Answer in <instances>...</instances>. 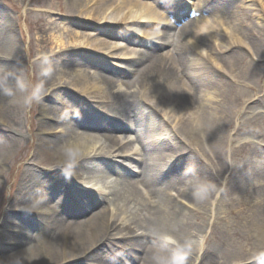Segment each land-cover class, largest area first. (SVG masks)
Returning a JSON list of instances; mask_svg holds the SVG:
<instances>
[{
    "label": "bare ground",
    "instance_id": "bare-ground-1",
    "mask_svg": "<svg viewBox=\"0 0 264 264\" xmlns=\"http://www.w3.org/2000/svg\"><path fill=\"white\" fill-rule=\"evenodd\" d=\"M73 1L76 11L72 10L75 13L72 15L80 17L85 15L87 19L92 18L98 22H107V19L110 18L109 22L119 25V27L125 24L127 26L125 28L126 32L142 37L150 38L160 34L162 31L165 39L167 30L171 28L169 24H166L167 21L162 20L166 16H162L158 7H162L160 10L170 12L173 1L152 0L156 6L143 3L145 0ZM109 1L113 3L116 1L117 3L115 6H109L107 4ZM140 1H142L141 4ZM184 3L180 4V7L187 6V3ZM253 3L254 7L257 8L243 12L245 11L244 9L235 7L237 6L235 0H217L211 10L224 13L232 23H234L233 20H237L239 35L244 43L243 45L248 48L251 42L249 51L262 61V58H264V26H251L248 21L254 18L256 21L262 22L264 16L261 11H264V0H253ZM188 5L190 4L188 3ZM110 11L111 14L108 15ZM189 12L192 11L190 10ZM150 20L155 22L147 23ZM157 20L159 21L156 23ZM195 22L198 30L200 28L198 20L192 23ZM61 23L59 22L58 24L60 28L51 24L53 28H50L52 32L49 35L50 40L59 51H64L73 42L84 44L82 41L76 40L78 33L75 29L70 30L67 25H62ZM159 23L163 24L162 28L160 27V32H152L159 30ZM200 25H202V28L208 25L212 29V24L209 21H204ZM194 30L195 28L190 25L183 30L182 35L189 38L190 41L186 40L177 50V57L181 61L185 60L189 55L194 58L197 56L195 53L197 49L195 43L197 42L194 43V41L197 40L198 35ZM13 33L6 20L4 29H0V54L3 57L12 54L19 60L20 54L17 53L18 51L9 47L12 37L15 38ZM65 34L70 39H67ZM108 34L112 38L123 41L125 46L124 56L133 61L125 66L130 68H134L136 65L143 66L142 60L146 59L150 64L141 73L143 76L148 77L154 75L160 81L155 79L147 93L144 91L145 88H143V79L138 84L139 91L131 94L118 92L111 94L106 89H99L92 83L81 84V87L84 92L92 90L93 99L104 100L105 108L111 107L118 114L114 116L126 118L129 127L137 128L141 126L144 128L143 130L139 129L134 134V141L140 146L139 152H136V146L133 141L124 143L123 141L120 142L117 137L112 136L114 133L127 131L130 128L102 124L105 122H101L100 119L88 118L87 112L82 114L79 108L74 111V106L78 103V101H74V98L69 97L65 101L66 103L61 98H56V85H62V82L57 79L53 81L49 77L51 72L54 71L52 67H57L58 64L60 65L59 67L68 69L74 67L82 68L84 66L87 67V60L82 58H58L47 63L38 61L41 73L47 78L49 77V80L46 81L47 78H45L46 82L42 80L44 82L43 85L41 84L38 88L32 87V91L38 95L37 102L34 96L33 101L29 103L31 110H38L39 120L37 122L40 124H37V140L34 139L33 146L29 145L22 148L19 153L25 154L29 150L32 154V159L39 160L46 168L53 167V169H49V175L45 174L47 173L46 170L38 169L39 164L36 166L30 165L24 169V174L17 188V194L10 203V205L13 203V208L8 211L5 221L6 225L14 224L20 227L16 228V233L20 238L12 235L4 239L8 243H12V246L6 249L10 251L7 256L0 255V263L87 264L94 259L96 260L95 262H100V264H121L124 250L127 253H134L133 257H127L126 262L128 264H170L173 255L184 257V264H246L254 260L256 256L248 253L240 261H235L238 258L237 255L240 254L239 250L244 251L252 242H256L254 243L255 249L257 247L264 250V171H259L257 175L262 180H260L261 178L253 179L252 176L254 175L250 176L251 174L248 171L251 162L260 160L264 163V159L260 154H256L258 153L257 150H253L251 154H243V148H222L211 145L209 138L211 140L213 136L211 134L212 130L214 129L215 131L218 127H223V125H221V120L217 117L218 109H214V105L208 103V99L214 94L211 91L215 90V92L219 93V97H222V101L218 105L227 110L229 106L233 107L234 120H242L238 124L237 131L248 130L251 125V118L255 117H251L249 111L256 110L257 113L262 109L259 105L264 103V89L258 90L250 86V94L242 90L243 82H241V78L255 73V71L253 73V64L250 65V74H247L248 72L244 74L243 72L244 75L242 74L241 78L238 77L239 84L233 83L235 81L234 78L233 81H228L226 76L218 72H211V78H214L215 81H208L210 83L208 85L206 81H200L198 76L193 75L186 69L179 76L173 71L172 62L160 58L155 53L156 51L154 50L157 47H148V50L137 55L129 43L132 42L134 45H139V43L132 41L126 33L109 32ZM95 35L93 39H90V35L85 37L87 42H90L89 44L93 42V47H96L94 51L102 52V48L112 49L113 51L119 50L118 43H111L100 34L96 33ZM255 35L257 36L256 38H254ZM81 38L84 39V37ZM85 46L90 47L87 44ZM237 47L241 46L238 44ZM230 51L231 59L241 65L244 57L238 52L234 53L233 48ZM249 51L247 50V52ZM215 55L219 56L221 60L224 59L221 48L215 50L213 56ZM84 56L90 55L84 54ZM52 57L54 56H49L51 59ZM135 57H138V59H133ZM141 57L143 58L141 59ZM40 58L44 59V57ZM36 59L37 57L35 61H37ZM65 59H68L66 63H64ZM6 61L5 59H0V64L3 63L2 66L5 68L7 67ZM198 66L203 67V64ZM3 67H0V127L3 126L9 129L8 124H19V121L16 120L22 114L18 111L23 107V96L21 89H19L21 83L19 68L21 69V67L14 66L15 69L6 68L5 70H3ZM76 71L74 70V72ZM82 75V77H85V74ZM14 76L16 77V82L12 84L11 78ZM247 79L248 77H246ZM253 79L254 76L252 81ZM100 82L105 85L115 83V81H111L104 76L100 77ZM167 84L168 86H166ZM189 86L196 89V96L192 94L190 107L187 108V105L185 106L186 108L184 107V111L185 113L187 111V114L182 116L183 111H180L179 114L177 112L172 113L174 126H177V132L180 135L195 138L199 144L200 152L204 156L208 154L209 148L210 152L216 155L214 161L216 159L219 160L220 156L224 157V154L231 158L233 166L228 184L224 181L227 177V168L221 161L217 164L220 167L219 177H221V180L222 177L224 178L223 184L225 183L226 193L229 191L227 194L237 195L238 200H235L238 202L237 212L247 215L249 222H247L246 228L255 233L252 237L249 236V232L241 233L240 226L237 224L230 226L227 234H219L216 224L221 223L222 219L225 220L224 217L215 216L212 223L208 222L207 217L209 214L223 210L221 206L222 198L218 195V190L223 185L218 181V177L215 176V168H207L204 170L202 177L197 176V173L200 172L202 174L201 172H203L202 170L195 172L199 165L198 162L195 163L199 161L198 156L191 151L185 150L181 146V142L175 141L172 135L165 138L163 142L161 138L169 134V132L165 128H158L153 124L154 116H150L141 106L143 104L141 100L147 95V99L150 97L153 102H156L157 98L167 101L172 99L173 101V97L177 98L184 91L188 92L190 90ZM202 88L205 90L202 91ZM155 89H158L161 95L157 90L154 91ZM83 94L87 95L86 93ZM202 94L203 96L201 97ZM141 95L143 96L141 97ZM162 95L165 97L162 98ZM41 99L43 100L41 101ZM106 100H110L111 104ZM195 100L199 101V106L194 109L198 108V112L192 111V107L196 105ZM247 104H250V106ZM12 110L14 113H12ZM228 119L231 118L228 117ZM150 122H152V125ZM0 130L3 134L4 131L1 128ZM103 133L111 135H106L108 145L98 147L99 144L93 139V135ZM217 134L216 132L214 137ZM262 136L264 137V131ZM237 137L238 135L236 134ZM17 141L16 139L2 141L0 137V168L4 167L7 162H14L15 157L12 156V160L10 159L9 161L8 159L14 148L18 147L16 144L20 143ZM127 150L134 152L136 155L129 156ZM167 154L170 157V161H167L165 156L163 157V155ZM134 157L138 159H134ZM119 164H125L129 169L135 171L136 174L128 172L125 167H119L122 169L117 171L116 168H118ZM195 164L198 165L196 166ZM170 165H173L172 169L166 171ZM63 172L66 173V177H63ZM80 176H86V180L89 181L81 183V187H84V189L77 193V196H80L78 202L72 197L71 191L68 190L71 187L68 179L77 180ZM166 177L169 181H172L168 182L165 179ZM196 179L200 182L198 185L209 186L206 195L200 196L192 193V191L197 193L199 188V186H195ZM96 180L101 181L103 186L101 189L93 185L90 186ZM253 180L260 181L261 185L258 189L252 186L251 182H254ZM172 182L177 187L176 190L178 192L170 189ZM66 183L69 185L68 189ZM139 185L148 190L154 200L151 202L145 200ZM72 186L75 187V185ZM249 189L257 196L254 202L249 199L251 198ZM103 190L107 191L104 192ZM67 191L70 192L67 200L79 203L78 205L76 204V207L81 209V215H84V212H89L87 217L84 216L83 222L71 221L75 220L80 214L72 212L68 205L57 211L49 209L55 198L60 194L64 195ZM172 192H175L179 199L178 201L172 198ZM9 193L11 194L12 191ZM26 198L28 201L26 202L28 203L27 205H31L27 207L28 210L22 213L15 210L17 204L23 202ZM244 198L249 200L244 202ZM178 202H185L195 207L194 212ZM196 216L200 217L201 222L194 221ZM118 218L123 222L121 226L116 225V222H112ZM33 219H39L45 224L44 228L39 227V233L35 235L29 233L31 232L30 229L32 230L30 226L35 225L33 224ZM117 226L119 228L115 229ZM206 227L210 229V236L205 235ZM50 231L52 232L50 233ZM122 232L124 234L119 235ZM133 233L137 237L131 236ZM198 237H202V245L194 250L191 243ZM213 239L216 240L212 245L211 241ZM171 241L177 246L187 247L183 253L185 251L192 253L193 250L194 257L189 259L185 254L179 253L177 247ZM102 242L104 247L102 245L98 251L89 255V258L88 254L90 251L97 246L99 247ZM2 250L4 251L5 249ZM236 250H238L237 255L235 254ZM247 252L250 251L247 250ZM112 253H116V255ZM85 256L86 258H84ZM84 259H87V261L83 262ZM118 260H120L119 263L117 262ZM258 262L257 264H264V258Z\"/></svg>",
    "mask_w": 264,
    "mask_h": 264
},
{
    "label": "rangeland",
    "instance_id": "rangeland-1",
    "mask_svg": "<svg viewBox=\"0 0 264 264\" xmlns=\"http://www.w3.org/2000/svg\"><path fill=\"white\" fill-rule=\"evenodd\" d=\"M143 1V0H142ZM140 1V4L141 2ZM236 5L235 7L237 8H242L245 11L243 12H248L252 11L253 9L257 8L254 7L253 0H235ZM183 2L189 3L190 5L187 7V9H192L195 10L198 14L196 20H198V25H200L204 21H209L212 24V29L209 28L207 25V28L209 31L204 32L202 31L201 28L198 30L195 27V23H189L185 24L183 23V26H177V23H175V20H171L170 18L167 19V15L170 13H174V9L179 8L180 4H183ZM25 3V4H24ZM115 3L112 1H109L107 4L109 6H115ZM143 3L147 5H153L156 6V4L153 3L152 0H145ZM217 3V0H177L172 4V7L170 9V12H165L163 10H160L162 7H158L159 11L161 12L162 16H166V18H162L163 21H167L166 24L169 22L171 26L170 30H168V37L166 42L164 43L163 46L156 49V51L162 56H167L168 54L171 56L168 58L166 61L172 62L174 66V72L178 71H185V69L189 72H191L193 75L198 76L200 81H206L207 84L209 85L210 83L208 81H215L214 78H211V72H218L223 76H226V79L228 81H232L233 78H236L238 80V77L241 78L243 72L244 74H250L251 68L250 65L253 64V75H247L244 78H241V82H243V87L242 90L246 92L247 94H250V86L256 88V89H264V58H262V63L256 64L257 62L255 61L257 59V56L251 53L249 50L251 49V42L249 43V47L247 48L246 45H243L244 43L241 40V37L239 35V27L237 26L238 22L237 20H233L234 23H232L231 20L227 18L224 13H219V12H214L212 11V7H214V4ZM23 4V5H22ZM108 6V8H109ZM240 6V7H239ZM32 7H34L32 9ZM261 9L260 7H258ZM72 10L74 9V1L73 0H0V29H4V24L7 20L8 25H10L11 30L14 32V37H12V40L10 41L9 47L16 49L20 54V60H17V57L6 55L2 59H7V69H15L14 66H20V85L19 89H21V93L23 96V101H22V108L19 109L21 117L17 118L16 121H19V124H8L9 129L6 127L1 126L0 128L4 131V133H1V140L4 141L6 139H16L17 142H20L19 144H16L18 147L14 148L12 151V154L9 155L8 161L13 157H15L14 162L12 161L11 163L7 162L4 167L0 168V255H8L10 251L6 250L10 246H12V243L6 242L4 239L7 238L8 236H16L18 238L19 235L16 233L17 229L20 228L19 226L16 225H6V215L9 210L13 208V203L10 205L11 201L13 200L14 196L17 194V188L18 185L22 179V176L24 174V169L27 168L30 165L38 166L39 170H46L47 173L46 175L50 174L49 169H53V167L46 168L43 164L40 163L39 160L32 159V154L28 150L27 153L21 154L19 153V150L22 148H25L29 145L33 146L34 144V139H36V136L38 135L37 129L38 125L40 124L36 122V116H38V110H31V106L29 103L33 101V97L35 96V101L37 102V93L32 91V87L38 88L41 84L43 85L45 81V78H47L44 74L40 73L39 69V62L31 63L28 62L27 59V54L30 56L31 59H34L35 57L40 56L44 57L43 60L36 59L38 61H42L44 63L51 62L53 59H58V58H82L87 60L88 64L87 67H82V68H64V67H52L54 68V71L51 72L50 76L51 79L54 81L57 79L58 81L62 82V85L57 86L56 85V90L57 95L56 98H61L63 102H65L69 97L74 98V101H78L79 98L81 97L83 99V102H78L77 104L80 105L81 112L85 114L86 110L88 109L89 112L94 111L93 117H89L90 119H100L101 122H105L102 124H112V125H118V126H123L127 129H129V124L126 118L124 117H115L114 115L116 112L111 108V107H103V102H100L101 100H95L93 99V93L92 90L88 91H83L81 84L87 85V83H92L95 84L99 89L107 90V92L111 94H116L118 93H137L139 91L138 84L142 82V79L144 81V87H148L153 81L157 78L156 76L152 75L150 77L141 76L137 78L135 74V71L129 73V76L126 77L125 75V70L126 68L124 67V59L126 58L124 56L125 54V46L123 44V41L121 42L120 39L112 38L108 33H127L129 35V32L125 31V26L121 25L120 28H114L111 23H109V20L107 23H104V25H101V23H94L92 18L91 19H85L83 17H77V15H72L75 14ZM124 10V9H123ZM258 10V9H257ZM54 11V12H53ZM76 11V10H75ZM260 11V10H259ZM264 16V11H261ZM111 14V11L109 12V15ZM251 14V12H250ZM54 20H57L58 22H53ZM65 21L67 23V27L70 30H76L78 33V38L76 40L82 41L84 44L73 42V44H70L65 48L64 51H59V49L53 44V42L50 40L49 35L51 34L50 28H53V26L60 28L59 27V22ZM159 20L156 21V23ZM161 21V20H160ZM150 22H155V21H149ZM164 23V22H163ZM249 25L251 26H264V18L261 21H256L254 18L249 19L248 21ZM53 26H52V25ZM62 24V23H61ZM156 25V24H154ZM162 23H159L158 27L159 30H154L152 32L154 33H159L160 29L162 28ZM190 25L191 27L195 28V32H197L198 38L195 42L196 44V58H193L188 56V59L184 61H180L178 58H176L175 55V48H179V46L184 43L182 34L183 30ZM161 27V28H160ZM164 29V28H163ZM63 32V31H62ZM100 34L102 35L103 38H106V40L112 42L118 43L117 45L119 46V50L113 51L107 50V48H102V52H96L94 49L96 47H93L92 43L89 44L90 42H87L86 36H91L90 39H93L95 34ZM196 34V33H194ZM67 35V34H65ZM99 35V36H100ZM257 35V33H256ZM255 35L254 38L257 36ZM12 36V35H11ZM81 37H84L81 38ZM67 39H70V37L67 35ZM89 38V37H88ZM134 40H138L140 42H145L148 43L147 39L144 38H139V37H134L132 36ZM84 40V41H83ZM187 41H189V38H187ZM219 41V43H218ZM241 42V43H239ZM13 43V44H12ZM247 43V41H246ZM85 44L89 45L90 47H86ZM239 46L241 47H237ZM132 49L134 50V53L140 54V49L141 46L138 44H133L132 42L129 43ZM220 45V46H217ZM221 48V53L222 55L224 54V59L221 60L219 56H213V53L215 52L216 49ZM231 48H233L234 53H239L244 57V61L242 64H237L231 59ZM247 50L249 52H247ZM82 51L83 53H80ZM84 53L89 54L90 56H84ZM174 53V55H173ZM54 56L49 58V56ZM115 55V56H114ZM68 59H65L64 61L67 62ZM121 59V60H119ZM4 61V60H1ZM23 61L25 62V65L23 64ZM32 61V60H31ZM28 62V63H27ZM221 62V63H220ZM3 64V63H2ZM2 64H0V67H3ZM203 64V67H200L198 65ZM260 67H257V66ZM256 66V67H255ZM26 67H28V70H26ZM3 67V70L6 69ZM24 68L26 72L24 71ZM74 70H77L74 72ZM85 74V77H82ZM198 74V75H196ZM243 74V75H244ZM107 77L109 80L115 81L114 84L111 85H105L102 82H100V77ZM254 76V79L252 81V77ZM49 77L47 78L46 81L49 80ZM134 77V78H133ZM246 77L248 79L246 80ZM12 84L13 82H16V77H12ZM203 79V80H201ZM157 80V79H156ZM45 81V82H46ZM66 84V85H64ZM168 86V84L166 85ZM78 89L79 91L86 93L78 94L77 90H72L73 88ZM212 87V86H211ZM110 88V89H109ZM191 92L194 93L196 96V89L194 87H190ZM214 88V87H212ZM160 92L158 89H155L154 91ZM205 89L202 88V91ZM54 91V92H55ZM51 92V93H54ZM214 92V94L212 93ZM207 93V92H206ZM211 93L213 94L210 99H208V103L214 105V109H218L217 112V117L218 119L221 120V125L218 127L215 131L218 133L216 137L215 134L216 132L214 129L212 130L213 136L211 137V140L209 138V141H211V145L213 146H220V147H232L234 149H239L243 148L242 152L243 154H251L253 150H257L258 153L260 154L263 159H264V137L262 136V132L264 131V103L260 104L259 107L262 109L259 110L256 113V110H250L249 113H251V117L255 116L254 118H251V125L249 126L248 130H243V131H237V127L240 121L238 120L235 121L234 116H233V107H228V110L225 108L220 107L218 104L222 101V97H219V93L215 92V90H212ZM161 95V92H160ZM183 95V96H182ZM79 96V97H78ZM154 97V95H152ZM203 94L201 95V97ZM162 98L165 97L164 95L161 96ZM186 92L184 91L183 94L180 95V97H173V101L171 100H161L158 99L156 102H153L151 98L147 99V96L141 100L142 101V107L143 109L150 114V116H154V122L158 128H165L169 134L166 136L162 137L161 140L163 142L165 141V138L170 136V131L173 133V135H176V140L179 143L181 142V146L187 150L191 151L194 155L198 156L199 161H196L195 164L197 166L195 172L197 173L198 170H202V174L197 173L196 175L199 177H202L204 170L207 168H215V176L218 177V181L221 182L223 185L222 188L218 190V195L222 198L221 201V206L223 210L220 212H214L212 214H209L207 217L208 222L212 223L213 219L215 216L219 218H225V220L222 219L221 223L216 224V229L219 234H227L228 233V228L232 225H239L240 226V232L247 233L249 232V236L252 237L255 233L252 230H248L246 228L247 222L249 220L247 219V215H243L239 212H237V204L235 200H238L237 195H231L230 193L227 194L229 191L226 193V186L225 181L228 184L229 177L232 173V160L231 158L227 155L224 154L225 156L222 157L220 156V159H216L214 161V158L216 155L210 152V149L208 150L207 155H203L200 152L199 144L196 142L195 138L192 137H187L180 135L177 133V126H174V121H173V112H177L179 114L180 111H183L182 116L187 114V111L185 113L184 107L187 105V108L190 107V102L191 100H188V97L186 98ZM55 98V99H56ZM200 98V94H199ZM200 100V99H199ZM85 101V102H84ZM103 101V100H102ZM108 102H111L109 100H106ZM54 102V101H53ZM196 105L192 107L193 112H198V108L196 110L195 107H198L199 101L195 100ZM224 102V101H223ZM11 103V102H10ZM66 103V102H65ZM99 104H101V110L99 108ZM227 104V103H225ZM78 105V106H79ZM109 106V105H108ZM105 108V109H104ZM186 108V107H185ZM236 109V107H234ZM74 111H77V108L73 109ZM17 111V112H18ZM97 111H101L103 113V116L101 114H96ZM12 113L13 110H12ZM1 114V113H0ZM96 116V117H95ZM113 118H116L117 120L114 121ZM171 117V118H170ZM230 117L231 119H228ZM29 118H31L29 120ZM35 118V120H33ZM37 120H39V117H37ZM114 121V122H113ZM152 125V122H150ZM136 128V127H135ZM139 129L143 130L144 128L141 126H138L135 130L132 129V131L137 132ZM170 130V131H169ZM115 132V131H114ZM32 133V134H31ZM109 133H103V134H94L93 139L99 144L98 147L100 146H106L108 145V140L106 139V135ZM236 134L238 137L236 138ZM3 135H10V136H3ZM111 136V135H107ZM112 136L117 137L120 142L123 141L124 143H130L132 141V138H134V132H130V130L127 131H122L118 133L112 134ZM246 139V140H245ZM37 140V139H36ZM209 143V142H208ZM216 143V144H215ZM121 144V143H120ZM152 144V143H151ZM247 145V146H246ZM137 147H136V152H137ZM263 150V151H262ZM128 155L130 154L131 156H134V152L127 150ZM13 156V157H12ZM166 157L167 161L169 160V155H163V157ZM134 159H138L134 157ZM213 159V160H210ZM219 161L223 162L225 164V167L227 168V177L223 181V177L221 180V177H219V169L220 167L217 165ZM215 163V164H214ZM195 166V167H196ZM223 166V164H222ZM116 168L117 171H120L121 169L119 166ZM173 165H170L166 171L171 170ZM249 174L252 176L253 179L255 178H261L258 177V172L259 171H264V163H262L260 160H254L253 162L250 163L249 165ZM214 172V173H215ZM63 177H66V173H62ZM83 176H80L79 179L77 180H72L73 184L75 186L80 187V181L81 182H86L89 180L85 179H80ZM168 182H171L168 180ZM262 180V178L260 179ZM254 181V180H253ZM200 182L198 179L195 181V186L198 185ZM47 185V183H45ZM252 186L256 189L260 187L261 183L258 180H255L254 182H251ZM12 185V186H11ZM48 187V186H47ZM176 186L172 182L170 184V189L174 190L175 192H178L176 190ZM74 189V188H73ZM82 189V188H81ZM142 192L144 193L145 197H148L146 200L151 202L152 197L150 196L148 190L145 192L142 187ZM187 189V188H186ZM251 189V188H250ZM249 189V198L251 201L254 202L256 200V197L253 194V191ZM12 191L10 194L9 192ZM106 192L107 190H103ZM191 193V192H190ZM193 194L196 195L192 191ZM77 198V194L75 195ZM10 199V200H9ZM78 199V198H77ZM176 201H178L176 198H173ZM249 199L244 198L243 201H247ZM66 200L65 196L60 194L55 198V201L49 206V209H52L54 211L59 210V208L63 207V202ZM79 201V200H77ZM7 202V204H5ZM27 198L17 204V208L15 210L19 212H24L25 210H28L27 207L31 205H27L28 203ZM25 203V205H24ZM179 204H183L181 202H178ZM67 204V202H66ZM65 204V205H66ZM185 208L188 210L194 212L193 206H190L189 204L185 205L183 204ZM133 208V207H132ZM131 208V209H132ZM69 209L72 212L79 213V210L76 209L74 205H71ZM89 213L84 212V215L78 216L75 220L71 221H77L78 223L83 222L84 216L87 217ZM35 225H31L32 230L30 229L31 232H28L30 234H38V230H40L39 227L45 226L44 222H41L39 219H33ZM112 221V220H111ZM195 222H201V219L199 216H196L194 218ZM8 222V221H7ZM116 225L121 226L122 225V220L118 218L116 221ZM5 225H4V224ZM119 226H117L115 229H118ZM37 227V228H36ZM52 231H50L51 233ZM124 234L122 232L119 235ZM206 236H210V229L209 227H206ZM131 236H136L135 233H133ZM216 239H213L211 241V244L213 245L215 243ZM173 245L175 243L171 241ZM254 243L252 242L251 245L246 248L244 251H240V254H238V250H236L235 254L237 255V259L235 261H240V259L248 254L252 253V255L256 256V258L249 263L246 264H252V263H257V261L261 260L264 258V250L258 249L254 247ZM194 247V250L197 249L202 245V237L195 238V240L191 243ZM104 247V243L102 242L101 245L98 247L93 248V250L88 254L91 255L93 252L98 251L101 247ZM179 251V253H183L184 250H186L187 247H182V246H177L175 245ZM2 249H5L4 251ZM20 249V248H19ZM249 250L250 252H247ZM5 254H4V253ZM113 255H116V253H112ZM133 257V253L130 254ZM1 256V257H2ZM120 256V255H119ZM124 256V255H122ZM121 257V256H120ZM90 258V256H89ZM125 258V259H124ZM233 258V257H232ZM88 259V258H87ZM87 259L83 260V262L87 261ZM257 260V261H256ZM92 261V262H91ZM96 260H90L89 263L87 264H100V262H95ZM127 257L124 256L123 259L118 260L117 262L121 264H128L127 262ZM259 263V262H258ZM1 264V263H0ZM244 264V263H240Z\"/></svg>",
    "mask_w": 264,
    "mask_h": 264
},
{
    "label": "clouds",
    "instance_id": "clouds-1",
    "mask_svg": "<svg viewBox=\"0 0 264 264\" xmlns=\"http://www.w3.org/2000/svg\"><path fill=\"white\" fill-rule=\"evenodd\" d=\"M209 190L208 185H201L200 188L197 189V195L203 196L206 195ZM185 258L178 255H173L171 257L170 264H184Z\"/></svg>",
    "mask_w": 264,
    "mask_h": 264
}]
</instances>
